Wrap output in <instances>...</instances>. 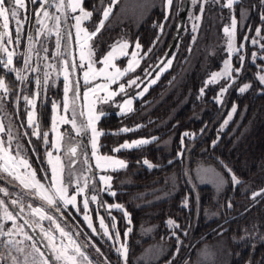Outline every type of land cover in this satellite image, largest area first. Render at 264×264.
<instances>
[{
  "label": "trees",
  "instance_id": "1",
  "mask_svg": "<svg viewBox=\"0 0 264 264\" xmlns=\"http://www.w3.org/2000/svg\"><path fill=\"white\" fill-rule=\"evenodd\" d=\"M108 1L85 0L87 8L93 12L92 23L100 18ZM235 8L236 19L242 17L241 10H246L249 16L248 27H244L241 34L240 29L237 32V44L240 47L246 31L252 34L258 27L264 31V21L260 18L264 6L260 5V0H241ZM225 10L209 0L195 42L190 36H180L171 55L175 58L170 69L142 100L136 102L134 110L124 116L111 113L100 121L99 128L104 133L101 137L104 154H115L113 149L125 141L156 138L140 148L118 153L128 161L127 170L117 175L121 177H115V181L120 179L122 184L115 187V198L102 194L107 204L116 201L130 213L134 230L139 231L130 241L132 247L135 246L134 241L143 238L135 250H129L127 264H136L134 259L140 250L154 240L169 243V252L150 264H188L194 259L196 247L220 237L226 238L231 253L230 264H249L250 261L251 264H264V195L252 198L253 193L264 189V84L258 79L264 75V50L256 54L253 60L256 48L250 44L248 47V42L245 43V50L239 53L245 56L239 78L225 93L223 103H216L214 97L229 81L208 84L207 87L205 82L211 73L220 69L227 56L224 48ZM163 18V11L157 7L135 28L125 24L107 26L95 42L97 58L115 41L124 37L138 42L142 54L148 53L151 48L138 74L142 81L146 75L144 70L149 68V72L158 62L173 37L176 24L172 16L167 20L164 33L158 36L159 28L156 25H160ZM110 21L111 18L108 23ZM239 55L234 58V68H241ZM232 74L236 76L235 72ZM6 82L11 90L6 108L12 109L18 96V78L11 75ZM245 83L251 84V88L241 94L238 89ZM201 87H205L203 96H200ZM47 94V102L39 108L41 130L48 129L51 122L52 95L50 92ZM233 105L236 106V112L225 125L224 121L228 119ZM138 125L140 127L137 128ZM125 127L136 130L121 132ZM185 132L191 135L183 136ZM14 145L15 141L12 147ZM24 145L27 146L23 143L21 146ZM35 148L41 151L37 145ZM31 149L34 150L33 146ZM31 149L29 151L27 148L26 151L38 168L40 161L35 158L36 151ZM181 151L183 156H178L177 153ZM144 160L154 167L149 168L143 163ZM203 164L216 166L220 170L226 166L240 181L237 186L224 190L219 218L213 222L206 216L215 200L213 190L198 186L195 181L191 183L192 170L196 165ZM168 191H171L169 195L166 193ZM186 198L187 207H184L182 204ZM229 202L231 207H228ZM213 209L216 210L214 206ZM170 219L179 227L170 226L167 223ZM119 221L122 229L123 220ZM145 226L154 228L146 238L140 233ZM97 237L98 246L109 249L108 239L101 233ZM116 255L108 254L114 264H123L119 254Z\"/></svg>",
  "mask_w": 264,
  "mask_h": 264
},
{
  "label": "rangeland",
  "instance_id": "2",
  "mask_svg": "<svg viewBox=\"0 0 264 264\" xmlns=\"http://www.w3.org/2000/svg\"><path fill=\"white\" fill-rule=\"evenodd\" d=\"M184 1L185 0H173V4H172L171 8H168L166 6L165 0H119V2L116 3L115 6H113L111 14L109 15L108 19L104 22V27L100 29V31L92 38V40L88 41V44L92 47V49L94 50V53H95L93 59L96 61L103 59V57L106 56L109 51H112L113 47H116V52L114 53L115 58L113 60V63L116 65V67H119L121 70L126 68L128 66L129 61L132 60L131 54L134 51L138 53V56L136 57V59L139 60V66L136 67L134 72L126 73L116 83L109 84V90L110 91H117L119 84L127 85V81H129L133 78H136L138 76L140 70H141L142 61L146 56L144 54H142L141 48L136 49V47H135L136 43L132 42L129 38L124 37V38H121V39L115 41L110 46V48L100 58H97V49H96V43L95 42L98 39L99 35L102 33V31L105 28H107V26H109V25L110 26H117V25L121 26L122 24L123 25L125 24V26H128V27L130 26V28H135L146 20V18L148 17L151 10L158 7L164 13V18H163L164 21L161 22V24H163V26H164L163 31L161 32L160 29L158 30V33H159L158 36H161L165 31L166 23L168 22L167 20L169 19L170 16H172L173 20H175V24L177 23L178 18H179V14L181 11V7H182ZM59 2H60V0H50V3L47 4L48 5L47 8H45L46 4H44L43 8H41V0H37V3L34 4L35 17H37L41 21L37 25V35H36L37 41H34L33 39H31V41L29 40V36H31L30 31H31L32 23H34V19L30 16L31 18L30 17H28V19L26 18V21L28 24H26V26L24 27L25 29L22 28V31H21V32H23V36H24V49H23V51H15L17 49V47L15 46V43L13 44V47L10 51H9L8 46H7V45H9V43L7 42V44L5 45V47L7 48V51L6 52L4 51V54H5V57H4L5 62L4 63H6V61H7L8 53H13V57H12L13 63L9 67L16 69L15 65L17 63V60H18V64H20L19 60H20V58L22 56V52H23L24 64H25L26 59L28 61L27 66L31 65L32 62H33V64H35V69H34L35 70V74H34L35 79L38 78V76L41 74L42 70L44 69L45 72L43 73V75L41 77L42 83H44L45 73L48 74L47 84L44 83V86H46L45 87L46 92H50V94L52 95L51 96L52 101L50 100V104H51L50 127L48 129H45V130H41V127H39V131L41 133H43V132L48 133L49 143H47V144L44 143L42 138H37V136H35V135H33L35 137L34 138L35 142L29 143L31 136H32L33 127L28 126L27 112L31 111L32 108L30 105H27L23 99V97L26 95V92H25L26 87L25 88H23L22 86L18 87V93L20 92V99L19 100L15 99V104H14V107H12V109L8 108V110H10V112H11L8 120H11L10 122H14V124L16 125V127L14 126V129L19 131L18 134L12 132V135L15 138L12 140V142L15 141L16 145L17 144L22 145V143H23V144H26L28 146V147L25 145L22 146L21 154L23 157L28 159L32 168L37 171L38 178L43 177L45 175H47L48 177L51 176V166L47 163V160H48L47 152L51 151L53 157H56V156L61 157L62 163L65 165L64 178L66 181L69 179L71 180V184L69 185V189H68L69 195L73 194L77 190V184L79 185V187H83L85 183H87L89 185V187L85 190L84 195H78L77 196V207L80 208V212H77L76 208L72 207L71 205L67 206V209H65L62 204H61V212H56L54 209H49V212H50V214H52L54 216L57 223H59L61 227L65 228V230L72 233L74 238L79 243H83V244L86 243L87 245H89L88 246L89 251H87L86 248H84L83 250L89 256V258L93 261V264H114L113 260L110 257V256H112V254H114V255L119 254L120 258L122 259V263L125 264L124 259L122 258L120 253L117 251V249L120 248L121 244H126L127 249H128V254H127V260H128L129 250H135L138 246L137 243H140L143 238L140 241H136V242L134 241L133 245H135V246L132 247V245L130 244V241L132 240V238L135 236L136 233L137 234L139 233V231L135 232L132 219H131V224L128 223V217H125V215H124V212L127 211L126 208L124 207L123 204H120L116 201L114 202V204H109V203L107 204V202L104 201L102 194L104 193V194H108L109 196H112L110 194V191H114L115 193H117V191L115 190L116 189L115 187L121 186L122 182L120 179H118L116 182L115 177L117 175H121L122 173H124L128 168V161L125 158L118 155V153L122 152V151H130V150L135 149V148L121 149L119 152H115V154H104L102 152V149H101V137H102V135H100L97 138L98 155H101V156L107 155V156H112L115 159H122L125 161L127 167L126 168H119L117 166L116 171H113L111 167H108V168L103 169V170L98 169L96 167V159L92 155V148H91L92 133H91V129H88L86 131H81L78 134L76 128H74L70 122L72 119L71 110H69L68 112H64V110H63V97H64V92H63L64 64H63V61L69 60V69H68L69 73H70L69 79L72 81H75L74 76H73V71L70 67L71 60H70L69 52L71 53V50L73 49L75 57H76V62H77V64H79L80 63V61H79V45L76 43V28L74 27V25L76 24V20L73 17L80 16L81 13H80L79 9H77L76 12H72L71 9L67 8L68 0H64V8L58 10L56 5ZM110 2H111V0H109L107 5H105L103 7V10L109 6ZM201 2H202V0H201ZM226 2H227V0H220L219 3H214V4H218L220 7H222L221 5L226 4ZM29 3L30 2L28 0H26V10L22 9V11H25V12L27 11ZM207 5H208V3L204 4V11H205ZM235 6H236V4H234L233 9H231V10L228 9L227 7H222L224 9H226L225 13H223V16L225 17V20H226V26L225 27H230L231 18L233 15L235 16V13H236ZM82 7L86 11L92 12L91 9L87 8V6L85 4V0H82ZM44 10H47L49 12V17L44 16ZM103 10L101 12L100 18L98 20L94 21L93 23H92L93 12H92V16L90 18L82 19L81 25H80L81 28L87 29V31L89 33L95 31L96 27L99 26V22L101 21V19H103ZM245 11L246 10H244V13H246L247 15L244 14L240 19H236L237 20V28L235 30V40L233 41L234 46L236 48H239V45L237 44L238 29H240L239 33L241 34L243 31V28L248 27L247 22H248L249 16H248V13ZM30 12H33V9L30 8ZM37 13H39V16H37ZM203 14H204V12H203ZM166 15L168 16L167 20H165ZM196 15H200V4L198 3L197 5H192L191 0H190V8L188 11V15H187V19L185 22L183 33L181 34L182 37H186V36L193 37V36L198 35L199 30H200L202 23H203L202 22L203 21V15L201 16L200 20L190 19L191 16H196ZM56 17H59V21H57ZM110 18H111V21H110V23H108ZM29 19H30V21H29ZM2 20H3V18H2ZM3 23H4V21H3ZM194 23L199 25L198 31L195 33L192 31V25ZM15 25H16V30H17V24L15 23ZM10 26H11V20L9 17L8 27L6 28L8 36H9ZM125 30L126 29H123V31H125ZM244 30H245V28H244ZM58 33H59V35H58ZM69 33L72 34L71 42H69V38H68ZM80 36H81V40L83 41V39H84V32L83 31L80 33ZM224 36H225L224 48L227 51V56L224 59V61L226 59H230L232 65H233L234 58L236 56H238L239 54L233 53V54L229 55L228 42H229L230 37L225 32H224ZM245 36H247L248 39L244 40L243 45H245V43L248 42V47H249V44L251 46L255 47L256 48L255 54H259L260 51L264 50V47H262V46H264V39H261V37H264V31L262 29H261L259 36L256 33V29L254 30V32L252 34L250 33V31H246V34L244 35V37ZM58 39L60 40V47L59 48L57 47V40ZM253 39H256L258 41V43L252 44L251 41ZM124 43H127L129 45V47L126 49L120 48V45H122ZM45 45H48V47ZM245 48H246V46L243 47V50H245ZM123 52H127L128 54L124 55ZM242 52H244V51H242ZM141 57H143V59H141ZM2 59L3 58H0V61ZM224 61L222 62V66L220 67V69H218L214 72L223 71ZM4 63H0V64L4 66ZM103 67H104V65L101 63L97 62L94 64V68L97 70V72H99V69H101ZM170 67L167 69V71L170 69ZM3 68H5V67H3ZM6 69L9 71L8 68H6ZM86 69H87V61H85V69L84 70H86ZM77 70H78V74H79V78H80V84H81V88H82V111H80V109L78 108L77 102L75 104L77 126H79L82 122L86 123L87 117H88L89 107L92 106L93 102H94L96 114L100 115V119L96 122V125H95L98 131H101L99 128V124H100V121L102 120V118L104 116L109 115L111 113H115V114L123 115V116L131 113V112H127L126 110L122 111L121 105H123L124 100L129 98V97H134L133 104H132V108L134 110L136 102L138 100H142L149 93L151 87L153 85H155L160 80V78L167 72V71H164L160 75L159 80H157V82L155 84H153V85H151V87H149L148 92L145 93L142 98L136 97V93L142 91V89L145 86H147L149 82L147 84H145V86L140 87V88H138L136 85H132L131 87H126L127 95L119 94V95L113 97L111 100H109L108 102L105 103V102H101L98 99V97H102V96L106 95V93L103 91H98L95 94L90 92L88 101H85L83 99V93L87 90V88H93L96 85H104L106 83V74L114 72L115 69L112 67L105 69V73L96 75L94 78H92L90 80V83L87 86L84 85V81H83V71L84 70H81L80 68H77ZM12 72H14V71H12ZM91 76H92V74L90 73V77ZM155 77H156V75L152 79H154ZM223 80H225V79H220L216 83H220ZM140 82H141L140 79H138L137 84L139 85ZM5 83H6V81H5ZM216 83H214V84H216ZM37 92L40 93L38 88L31 89L29 91L28 96L34 97L36 99L35 123L39 124L40 123V119H39L40 105L45 103V101L48 99H47L45 91L41 92L39 96L35 95ZM0 93H4L3 90H0ZM69 95L71 96L72 94L69 93ZM53 101H55L57 103V105H59V108H58L57 112H55V113L53 112V109H52V102ZM5 107H7V106H5ZM2 112L3 111H0V122L3 123L5 130H7L6 123H5L7 121H5L6 119L5 120L3 119V113ZM80 112H83L84 115L81 116ZM101 113H103V114L101 115ZM53 116L56 117V121H57L56 131H52ZM62 117L67 119L69 122L64 123L63 120L61 119ZM6 118H7V116H6ZM5 133H0V139H3L7 142L8 137ZM61 135H62V139H60L58 142L59 143V150L57 151L54 147H52V145L57 142V137L61 136ZM139 139H149V138H139ZM135 140H138V139H135ZM132 141L133 140L125 141V142L131 143ZM124 143H121L120 145H122ZM16 145H14L12 147L13 150L16 149ZM35 145H37L41 151L36 150ZM120 145H118L116 148L120 147ZM32 146H33L34 150L31 149ZM72 146L79 149L78 154L74 157V159L76 160L77 163H74V164L72 163L73 159L71 157V154L69 153V149ZM143 146H145V145H143ZM27 148L29 149V151H30V149L33 152L36 151L35 158H37V160L39 159V161L41 163V164L39 163L38 168L35 166V164H33V157L29 156V152L26 151ZM70 162H71L72 175L69 177L68 165ZM91 168H93L94 171H92ZM45 169L47 170V173L44 171ZM20 171L23 172L25 170L23 168H21ZM216 173H219L221 176L224 177L225 181H227L222 186H218ZM102 175H109L112 177V180L110 181V183H111L110 191H104V189L106 188V185L102 181H100V179H99L100 176H102ZM232 176L233 175L228 171V168L224 167V170H222V169L220 170L219 168H217L216 166H213V165H204V164L203 165H196L194 167V169L192 170L191 183L195 181V183L198 186H201V187L206 186V187H209L213 190L215 200H214L213 205L211 206L212 208H210L208 210L207 215H206L209 221L213 222V221L218 220V218H219V213H220L219 210L222 207V204L220 202L223 199L224 190L227 187H235L238 185V184H234L232 182V180H231ZM118 177H121V176H117V178ZM10 179H11V177H8L7 179H0V186L6 187L10 193H20L21 188L19 186L14 187L13 184L8 183V180H10ZM42 183H44L47 186L50 183V180L44 179V180H42ZM93 185L95 186V191H92ZM166 186H167V184H166ZM170 192L171 191H168L166 193L169 195ZM85 195L87 197H90L91 195H97V201L96 202H92L91 200H89V209H88V214L91 217L93 227L96 229V234L93 233L92 229L88 227L87 222L83 219L84 209L82 207V200H83ZM0 196H3V194L0 193ZM115 196H112V197L115 198ZM3 198H4L5 202L8 203L9 197L4 196ZM11 198H15V196H13ZM24 200H25V203H27L29 198L25 197ZM32 203L34 204V206H37L41 202L39 199H32ZM102 204H103V206H101ZM116 204L122 205L123 206L122 209H117L115 207H111V208L108 207L109 205H116ZM8 206H9V209L11 211H13L14 213L18 211V208H13L11 206V204H8ZM105 206H106V208H105ZM213 206L215 207L216 210L213 209ZM112 211L119 212V214H113ZM27 213H28V209L25 208V213H23L21 215L25 216L27 219H31V217H29L27 215ZM127 213H128V211H127ZM128 214L130 216V213H128ZM2 215H3V213L0 212V217H2ZM101 217H103L105 224L108 226L109 233L111 234V237H112L111 239L109 238V236L104 235V232L100 227L99 220ZM113 217H115V220H113ZM66 218L69 222H67ZM76 218L79 220V223H77L74 220ZM121 219L123 220V228L122 229H120L121 223H119L120 222L119 220H121ZM71 220H73V222ZM0 223H3L5 228L12 227L11 221H4V220L0 219ZM17 223L23 224L24 222H23L22 218H18ZM42 224H43V227L45 229H48L50 227L53 229V233L56 237V243L59 245L62 238L60 237L59 232L55 230V224H50V222L48 220H44L42 222ZM113 224H115V228L112 227ZM129 227L132 228V232L128 233L127 237H125V231ZM36 229L40 233V229L39 228H36ZM24 231L28 232L30 235H32L34 237L32 232L29 230V228L26 225H24ZM140 231H141L140 233L143 235V237L146 238L149 236L150 233H152L154 231V228L152 226H149V227L145 226ZM116 232H119V241H117V239H116ZM77 233H79V235H76ZM99 233H101L102 236H104L106 239H108V241H109L108 243L110 244V245L108 244L109 249L105 248V247L102 248L101 246H98V244H97L98 242H96V241L99 238V237H97L99 235ZM40 236L42 237L41 234H40ZM17 239H22V237L17 236ZM42 239L44 240V243L47 245V240H45L43 237H42ZM36 241H37V239H36ZM64 242L67 243L66 240ZM26 243H31V242L29 241ZM93 244L95 245V247L91 246ZM37 246L41 249V251H44L46 254L49 253L48 248L46 250L38 241H37ZM96 248L99 249V252L96 251ZM168 252H169V243H167L164 240H158V241L154 240V242L152 241L151 244L144 246L143 249L140 250V253L134 259V263H136V264L154 263V262L162 259L163 257L167 256ZM108 254L110 256H108ZM194 255H195L194 259L191 262H188V264H230V261H231V253L229 251V247H228V244L226 242V238H223V237H220L219 239H216V240L209 241L207 243H204V244L196 247L194 249Z\"/></svg>",
  "mask_w": 264,
  "mask_h": 264
},
{
  "label": "snow or ice",
  "instance_id": "3",
  "mask_svg": "<svg viewBox=\"0 0 264 264\" xmlns=\"http://www.w3.org/2000/svg\"><path fill=\"white\" fill-rule=\"evenodd\" d=\"M30 3H37V0H29ZM119 0H111L109 6L103 10V19L99 22V26L96 27L95 31L89 33L87 29L81 28V20L87 19L92 16L91 11H86L82 7V0H68L67 8L71 9L72 12H76L77 9H79L81 15L73 17L76 20V24L74 27L76 28V43L79 45V61L80 63L77 64L74 60L71 62L70 67L72 71L74 72L77 68H80L81 70L85 69V61H87V69L83 71V81L84 85L87 86L90 83V80L94 78L98 74L105 73V69L112 67L115 69L112 73L106 74V83L104 85H96L93 88H87V90L83 93V99L85 101H88L89 99V93H96L98 91H103L106 93V95L102 97H98V99L101 102H108L113 97L124 94L127 95L126 87H131L132 85L137 84V80L140 79L138 76L136 78H133L129 81H127V85L125 84H119L117 91H110L109 90V84L116 83L121 77H123L128 72H134L136 67L139 66V60L136 59L138 56L137 52H132V60L129 61L128 66L121 70L119 67H116V65L113 63L114 60V53L116 52V47H113L112 51H109L106 56L103 57V59L96 61L93 59L94 57V50L92 47L88 44V41L92 40V38L100 31L101 28L104 27V22L108 19L109 15L112 12L113 6H115L116 3H118ZM166 6L168 8H171L173 4V0H165ZM209 0H191L192 5L200 4V15L191 16L190 19L193 20H200L201 16L204 12V4L208 3ZM213 3H219L220 0H211ZM241 0H227L226 4L221 5L222 7H227L228 9H233L234 4L240 3ZM50 0H41V8H43L44 4H49ZM101 3H103V0H101ZM260 5L264 6V0H260ZM57 9L64 8V0H60V2L56 5ZM25 9L26 10V0H0V18H3V27H8V20L9 17H11L13 20L16 21L17 24V34L19 38V33L22 31V22L20 20V10ZM244 15V10H241V16ZM37 16H39V13H37ZM44 16L49 17V12L47 10H44ZM261 20L264 21V13H261ZM57 21H59V17H56ZM168 19V16H165V20ZM38 23L41 21L38 19ZM161 32L163 31V24L156 25ZM199 25L193 24L192 25V31L195 33L198 31ZM237 28V20L235 16L233 15L231 18V24L230 27H225L224 32L229 35L230 39L228 42V52L229 55L236 53L239 54L240 51L243 49L244 45L243 43L240 44L239 48H236L234 46L233 41L235 40V30ZM84 32V39L81 40L80 33ZM261 32V29L258 27L256 29V33L259 36ZM59 35V33H58ZM4 38V34L0 33V50L7 51V48L4 47L2 41ZM69 42H71L72 34H68ZM32 37L29 36V40L31 41ZM159 39V37H157ZM248 37L245 36L244 40H247ZM261 39H264V37H261ZM193 42L196 40V36L192 37ZM8 42L11 43V36L8 37ZM252 44H257L258 41L256 39H253L251 41ZM57 47H60V40H57ZM129 45L127 43H124L120 45V48L126 49ZM136 49H140L141 45L137 42L135 45ZM264 47V46H262ZM151 48L148 50L151 52ZM189 51H191V48H189ZM124 55H127V52H123ZM69 55L71 53L69 52ZM145 56L148 55L146 52L144 54ZM167 55V54H166ZM13 53H8L7 61L4 63L3 61H0V63H4V67L8 68L9 71H15L16 76L19 80L22 82L26 79V77L21 75V72L19 70H16L14 68H10L9 66L13 63ZM174 55L167 60L165 63L163 60L160 61V64H163L164 67H160V64H158L156 67L160 69L159 72H157L156 77L149 81L148 85L145 86L142 91L136 93V97L142 98L145 93L148 92L149 87L151 85L155 84L157 80H159L160 75L167 71V69L171 66ZM256 54L253 53V60H255ZM143 59V57H141ZM244 56L239 55V62L241 63V68H234L231 60L226 59L224 61V68L221 72H214L211 73L210 78L205 82V87H207L208 84H213L218 82L220 79H225L229 81V83L226 86H222L220 92L217 94L216 97H214V100L216 103L221 104L223 103V97L225 93L228 92L229 88L233 87L236 80L239 78V74L243 67V61ZM101 63L104 65L103 68L99 69V72L94 68L95 63ZM27 59L25 60V66L27 67ZM64 97H63V110L64 112H68L71 110L72 112V119L71 124L74 128H76L77 133L79 134L81 131H86L88 129H91V148H92V155L96 159V167L98 169H106L108 167H111L113 171L117 170V166L119 168H126L127 165L124 160L122 159H115L112 156L107 155H98V141L97 138L100 135H103L101 131H98L96 128V122L100 119V115L96 114V110L93 105L89 107L88 111V117L87 121L82 122L79 126H77L76 123V101L80 99V82L79 80L72 81L69 79L70 73H69V60H64ZM145 74L148 76H151V72H148L147 69L144 70ZM155 71V69H153ZM264 71V69H262ZM235 72L236 76L233 77L232 73ZM90 73L92 76L90 77ZM47 76L48 74L45 73V81L44 83L47 84ZM261 84H264V75H260L258 77ZM40 80H36V84L40 85ZM205 87H201L200 89V96H203L205 94ZM251 88V84L245 83L243 86L239 87V92L241 94L245 93L248 89ZM0 90H3L5 93V96L11 91L10 88L6 85L4 79L0 77ZM43 89H41L42 91ZM69 93L72 95L70 96ZM36 96H39L40 93L37 92L35 94ZM5 97H0V111H3V104L2 101ZM199 98V97H198ZM17 100L20 99L19 96L16 98ZM25 103L27 105H30L32 110L27 112V123L29 127H33L32 135L37 136V138H42L44 143H49L48 141V133L43 132L41 133L39 131V124L35 123V107H36V99L34 97H29L28 95H25L23 97ZM134 97H129L124 100L123 105H121L122 111L126 110L127 112H132V104H133ZM59 108V105L55 101L52 102V109L53 112H57ZM236 112V106L233 105L231 112L229 113L228 119L224 121L225 125L228 123V120H231L232 114ZM103 113H101L102 115ZM80 115L83 116L84 113L80 112ZM64 123H68L69 121L65 118H61ZM35 125V126H34ZM57 121L56 117L53 116L52 120V131H56ZM140 127L139 125L137 128ZM136 128L129 129L127 127L121 129V132H129V131H135ZM203 131V129L201 130ZM8 137L7 142L3 139H0V179H7L8 177H11L10 180H8L9 184H13V186H19L21 188L20 193H10L9 190L6 187L0 186V193L3 194V196H0V212L3 213L2 217L0 219L4 221H11L12 227L5 228L3 223H0V264H93V261L89 258V256L85 253L83 250L84 248L88 247L87 244H81L79 243L71 232L65 230V228L61 227L59 223H57L56 219L52 214H50L49 209H54L56 212H61V204L64 206L65 209H67V206L71 205L72 207L76 208L77 212H80V208L77 207V196L78 195H84L85 190L89 187L87 183L84 184L83 187H79L77 184V190L69 195V185L71 184V180H65L64 178V171H65V165L62 163V159L59 156L53 157L52 152H47V163L51 166V176L48 177L47 175L38 178L37 171L32 168L31 164L29 163L28 159L23 157L21 154V148L22 146L20 144L16 145V149H12V140L15 139L12 135V126L11 123L8 126L7 131L5 130V127L2 122H0V133H5ZM27 134V133H26ZM120 134V133H115ZM191 135L188 132H185L183 136H189ZM62 139V135L57 137V142L52 145L57 151L59 150V140ZM156 138L153 137L152 139H138L133 140L131 143L125 142L124 144L120 145L118 148H114V152H119L121 149H132V148H139L143 145L151 143ZM216 142L214 141L213 144ZM181 145L183 147V137L181 138ZM69 152H71L72 155H75L77 152L76 147H71L69 149ZM183 151L178 152V156H183ZM143 163L147 165L149 168L154 167L151 163H149L148 160H144ZM171 164L172 161H169ZM226 167V166H225ZM23 168L25 171H20V169ZM69 168V177L72 175L71 172V162L68 165ZM47 173V170H44ZM214 171V170H213ZM231 171L230 169L228 170ZM218 186H222L225 181L224 177L221 176L219 173H216ZM48 179L50 180V183L46 186L44 183H42V180ZM100 181H102L106 188L104 191H110L111 189V183L112 177L109 175H102L100 176ZM231 180L234 184H239L240 181L233 175L231 177ZM92 191H95V186H92ZM110 194L112 196H115L116 193L114 191H110ZM264 195V189H261L258 192H255L252 194V198L255 199L256 196ZM4 196L9 197L8 203L5 202ZM15 196V198H11ZM28 197L29 200L27 203H25L24 198ZM32 199H39L40 204L37 206H34L32 203ZM89 200L92 202L97 201V195H91L90 197L84 196L82 200V207L84 209L83 212V219L87 222V225L89 228L92 229L93 233L96 234V229L93 227L91 217L88 214L89 209ZM8 204H11L13 208H18L17 212H13L9 209ZM103 206V204L101 205ZM182 206L187 207V198L183 202ZM109 208L115 207L117 209H122V205L116 204V205H109ZM228 207H231V203L229 202ZM25 208L28 209L27 215L31 217V219H24L23 224H18L17 219L22 218L21 214L25 213ZM125 217H128V223L131 224V218L127 211L124 212ZM44 220H48L50 224H55V230L59 232L61 239L60 244L58 245L56 243V237L53 233V229L50 227L48 229H45L43 227L42 222ZM113 220H115V217H113ZM167 223L175 228H178L179 225L176 224L173 220H168ZM99 224L101 229L104 232V235L109 236L111 239V234L109 233L108 226L105 224L103 217L100 218ZM24 225H29L33 227V230L35 228L40 229V234L42 237L47 240L46 247L49 250V253L46 254L44 251H41V249L37 246L36 239L30 235L28 232L24 231ZM113 228H115V224L112 225ZM132 232V228L129 227L125 231V237H127L128 233ZM186 234V233H185ZM76 235H79L77 233ZM17 236H21L22 239H17ZM116 239L119 241V232H116ZM67 241L65 243L64 241ZM31 243H26V242ZM178 244L180 243L179 238L177 237ZM92 247H95V245H91ZM96 251L99 252V249L96 248ZM117 251L120 253L122 258L124 259L125 264H127V254L128 249L126 244H121L120 248L117 249ZM177 253L179 252V248H177ZM171 264V262H169ZM187 264V262H186ZM251 264V261L249 262Z\"/></svg>",
  "mask_w": 264,
  "mask_h": 264
},
{
  "label": "flooded vegetation",
  "instance_id": "4",
  "mask_svg": "<svg viewBox=\"0 0 264 264\" xmlns=\"http://www.w3.org/2000/svg\"><path fill=\"white\" fill-rule=\"evenodd\" d=\"M47 7H48V5L46 4L45 8H47ZM30 8L33 9V12H30ZM24 12L25 11L20 10V20H21L22 24L24 25L22 28L25 29L24 27L26 26V24H28L27 21H26V18L28 19V17L31 16L34 19V23H32V27H31L30 34H31L32 39L34 41H37V36L36 35H37V25H38L37 20H38V18L35 17V14H34V4L33 3H29L28 4L27 11L25 13ZM10 20H11V26L9 28V35L11 36V40H12L11 43L8 42V39L7 38L9 36L7 35L6 28L3 27V20H2V18H0V33H3L4 34V38H3L2 43H3L4 47L7 44V42L9 43V45H7L8 48H9V51L12 49L14 43H15V46L17 47V49L15 51H23V49H24V36H23V32H20L19 33V38H17L18 37V34H17V30H16V25H15L16 21L13 20L11 17H10ZM29 21H30V19H29ZM45 46L48 47V45H45ZM4 57H5L4 51L0 50V58H3L1 60L3 62H5L4 61L5 60ZM19 62H20V64H18V60H17V63L15 65L16 66V70H19L21 72V75L24 76V77H26V79L23 82L18 79V87H21V86L23 88L26 87L25 88L26 95H29V91L31 89H36V88L39 89L40 93L43 92V91L46 92V90H45V87L46 86H44V83H42V80H41V77H42L43 73L45 72V70L43 69L42 72H41V74L37 78L41 82L40 85L38 86L36 84V80L37 79H35V76H34V74H35V70H34L35 69V64H33V62H32L31 65H28L26 67L25 64H24V59H23V52H22V56H21ZM2 66L3 65L0 64V73H1L0 77H2L5 81L11 75H12V77H16L17 78L15 71L14 72L8 71L6 68H3L4 66L3 67ZM6 84L8 86V83L7 82H6ZM41 89H43V90L41 91ZM46 94H47V92H46ZM18 96L20 97V92L18 93ZM0 97H5L3 99V101H2V104H3V112L2 113H3V119L4 120L6 119L5 121H7V122H5L6 123V128L8 129V126L11 123L12 132L18 134L19 131L14 129V126L16 127V125L14 124V122H10L11 120H8L9 115L11 114L10 110H8L5 107V106H8V103H9L8 94L5 96V93H0ZM6 116H7V118H6ZM34 138L35 137L32 135L29 143H31V142L34 143L35 142ZM78 152H79V149L77 148L76 154H78ZM69 153L71 154V152H69ZM71 157L73 159V162L72 163L73 164L74 163H77L76 160L74 159V156L72 154H71Z\"/></svg>",
  "mask_w": 264,
  "mask_h": 264
},
{
  "label": "water",
  "instance_id": "5",
  "mask_svg": "<svg viewBox=\"0 0 264 264\" xmlns=\"http://www.w3.org/2000/svg\"><path fill=\"white\" fill-rule=\"evenodd\" d=\"M190 8V0H185L182 7H181V11L179 14V18L178 21L176 23L175 26V30H174V34L173 37L171 39V42L169 43L168 47L166 48L164 54L162 55V57L158 60V62L149 70V72H151V76L145 75V77L143 78V80L140 82L139 87H143L145 84H147L156 74L157 72L160 70L159 68H157L156 66L158 64H160V61L163 60L165 63L167 62V60L171 57V55L173 54L177 43L179 41V38L183 32L184 26H185V22L187 19V15H188V11ZM167 54V55H166ZM70 60L71 62L74 60L76 62V57L74 54L73 49L71 50V55H70ZM77 63V62H76ZM163 64H160V67L162 68ZM153 69H155V71H153ZM73 76H74V80H79L80 82V78H79V74H78V70L76 69L73 72ZM77 102V106L80 109V111H82V88H81V84H80V99L76 101ZM77 149V148H76ZM77 154L73 155L74 157ZM92 171L93 168H91ZM94 173V172H93ZM22 220L24 222V219H27L25 216H22ZM29 230L32 232V234L34 235V237L37 239V241L47 250L46 244L44 243V240L42 239V237L40 236V233L38 232V230L35 228V230H33L32 226L26 225Z\"/></svg>",
  "mask_w": 264,
  "mask_h": 264
}]
</instances>
